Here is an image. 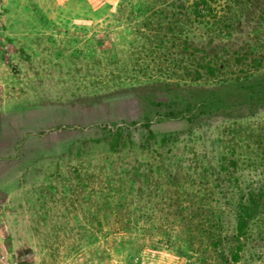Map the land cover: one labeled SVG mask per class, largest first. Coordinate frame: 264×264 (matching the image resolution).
<instances>
[{
    "label": "rangeland",
    "instance_id": "374dc122",
    "mask_svg": "<svg viewBox=\"0 0 264 264\" xmlns=\"http://www.w3.org/2000/svg\"><path fill=\"white\" fill-rule=\"evenodd\" d=\"M205 1L0 0V264H264V0Z\"/></svg>",
    "mask_w": 264,
    "mask_h": 264
},
{
    "label": "trees",
    "instance_id": "16d2710c",
    "mask_svg": "<svg viewBox=\"0 0 264 264\" xmlns=\"http://www.w3.org/2000/svg\"><path fill=\"white\" fill-rule=\"evenodd\" d=\"M205 4V7H207V9L210 8V4L205 1V0H202ZM202 2V3H203ZM259 58H256V61H258ZM250 86H264V72H261L259 74H250ZM239 81V80H238ZM238 81H235V82H231V83H228V84H239ZM255 92L256 95H259V94H262V96L264 95V90H258V89H255L253 91V93ZM255 209V206H250V210L251 211H254ZM247 222V218L246 216H239V219H238V230H241L243 228V226L246 224ZM239 249H240V246H238L237 248V251L234 255V261L237 260V257H238V252H239Z\"/></svg>",
    "mask_w": 264,
    "mask_h": 264
}]
</instances>
